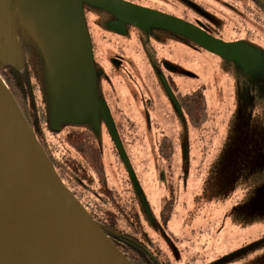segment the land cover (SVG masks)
<instances>
[{"label": "rangeland", "instance_id": "rangeland-1", "mask_svg": "<svg viewBox=\"0 0 264 264\" xmlns=\"http://www.w3.org/2000/svg\"><path fill=\"white\" fill-rule=\"evenodd\" d=\"M246 43L254 51L250 52L252 54L237 52L226 56L215 51L216 54L193 52L181 46L177 51L167 49V57L176 60L173 62L188 75L183 76L177 70L166 72L173 77L171 87L177 93L195 88L204 90L210 117L203 126L192 125L187 114L174 111L168 96L157 89L154 100L148 101L154 110L151 131L139 119L140 103H132L126 141L123 142L118 133L111 149L113 154L108 152L104 157L107 185L112 193L105 195L116 207L140 210L141 227L168 264H249L243 244L251 243L257 253L258 245L264 242V190L254 192L252 201L242 187H236L224 198L210 197L203 191L205 174L213 170L215 157L225 146L228 130L222 128V120L228 114L245 112L252 128L248 138H264V40L259 38ZM155 54L153 51L150 58ZM135 58L143 79L152 84L155 78L146 63L149 57L141 51ZM39 87L36 86V97L41 102ZM40 88L49 99L50 116L55 122L59 119L79 122L87 110L93 108L98 91L93 66L89 88L79 100L69 102L53 75ZM119 104L115 105L124 106ZM175 118L180 122H174ZM84 119L99 133V138L107 141L91 117ZM163 132L171 134L174 141L170 154L167 146L160 148L157 144ZM162 171L165 180L161 178ZM96 196L100 201V196ZM143 198L150 214L141 210ZM166 202L172 207V213L165 220L160 211Z\"/></svg>", "mask_w": 264, "mask_h": 264}, {"label": "flooded vegetation", "instance_id": "flooded-vegetation-1", "mask_svg": "<svg viewBox=\"0 0 264 264\" xmlns=\"http://www.w3.org/2000/svg\"><path fill=\"white\" fill-rule=\"evenodd\" d=\"M18 1L0 0V34L3 32V37L0 39V50L8 52L11 43H14L13 51L18 53L17 57L12 56L9 61L2 62L4 64L0 62V72L7 81L11 77L9 73L13 74V69L17 66L21 68L18 71L19 78L32 81L39 77V86H45L47 82L45 59L48 49L44 40L37 33V28L24 17L22 12L24 4L20 5V3L21 1L25 3V0H20L19 3ZM78 1L89 40L93 58V74L96 76L98 89L96 99L93 102L94 106L87 110L86 115L81 117L79 122L67 119H59L55 122L50 116L47 97H44L43 103L46 105L45 119L47 125L53 131L52 136L54 138L62 139L61 145L65 149L64 154H66V164L63 169H60L58 162L54 159L53 162L57 170L60 169L61 178L64 179L67 187L86 206V203L94 204L89 199L91 193L99 195L101 197L99 200L103 201L102 196L107 192L111 193V190L107 185V175L105 183L96 182L91 186L87 184L86 180L89 175H92V172L87 173L84 170L83 164L87 160V156L84 155V152L77 153L73 147L78 144L94 147L103 161L106 172L104 157H107L108 152L113 154L111 149L117 134L119 133V138L123 142L129 135V111L132 110V103H140L138 105L139 119L143 126L151 131L154 110L150 108L148 101L154 100L155 95H157L154 91L157 89L168 96L174 111L185 112L192 125L203 126L210 117L209 110L207 107L201 109L199 116L203 115L204 117L197 118L196 111L192 112L189 109L192 101L189 95L194 91H202L207 102L208 97L201 88L183 93H177L173 90L170 83V78L173 77L170 73L177 70V72L181 71L183 76L188 75L184 73L185 69L181 70L180 66L173 62L176 60L167 57L166 51L172 48L177 51L181 46L193 52L200 50V52L206 51L209 54L216 53L198 42L189 33L153 21L146 16L117 14L111 8L102 5L99 0ZM118 1L133 6V8L179 20L194 32L200 31L211 38L226 43L253 42L259 38L264 40V10L260 0ZM243 7L248 10L241 9ZM166 39L169 41L167 42ZM141 51H144L149 57L146 63L155 78L152 84L143 79L141 71L134 61L136 53ZM153 51L156 52L155 57L150 58ZM5 72L8 73L7 76L4 75ZM166 72L170 73L167 75ZM137 76H139V80ZM99 78L100 80L97 82ZM166 84H168L172 94L168 91ZM115 104H123L124 106L117 107ZM85 117H91L92 123L98 124L100 133L105 134L107 141L99 138V133L90 126L89 122L84 119ZM28 121L33 128H36L34 120L30 121L28 118ZM174 122H180V120L175 118ZM82 128L89 130L85 131ZM222 128L228 130L226 140L223 142L225 146L215 157L214 170L211 173L213 179L216 178L220 183L222 182V185H220L221 188L212 192L208 191V193L219 194L217 197H226L236 187H242L247 190L246 196L252 201L253 194L257 190H255L257 182L264 181V164H262L264 138H248L252 128L243 111H238L235 115L228 114L227 118L222 120ZM163 133L157 144L160 148L167 146L170 149L168 151L170 154L174 141L171 134ZM176 136L181 137V134ZM260 145L263 146L260 147ZM72 162L81 164L82 169L74 170L75 167ZM229 164L230 168H227ZM220 170H222L221 174ZM123 237L129 244L128 238L124 235ZM136 242V238H133L130 244L136 245ZM245 257L249 264H258L255 263L256 260H253L254 254ZM166 264L168 263L166 262Z\"/></svg>", "mask_w": 264, "mask_h": 264}, {"label": "water", "instance_id": "water-1", "mask_svg": "<svg viewBox=\"0 0 264 264\" xmlns=\"http://www.w3.org/2000/svg\"><path fill=\"white\" fill-rule=\"evenodd\" d=\"M99 2L117 14H140L187 32L222 55L254 52L246 42L226 43L165 15L118 0ZM20 5L48 49L47 81L53 75L69 102L81 99L89 88L93 58L79 1L25 0ZM13 46L0 50L1 64L17 57ZM0 264H132L64 184L1 75Z\"/></svg>", "mask_w": 264, "mask_h": 264}, {"label": "trees", "instance_id": "trees-1", "mask_svg": "<svg viewBox=\"0 0 264 264\" xmlns=\"http://www.w3.org/2000/svg\"><path fill=\"white\" fill-rule=\"evenodd\" d=\"M262 4V3H261ZM262 8L264 10V5L262 4ZM14 73L11 74V77L7 79V83L12 90L17 102L19 103L21 109L25 113L26 117L29 118L30 121H35V127L33 128L35 134L39 138L41 145L51 160L52 164L55 167V170L61 177L60 169H63V166L66 164V154H64L65 149L62 147V139L54 138L52 136V130L47 125V121L45 119V107L44 96L41 88L40 92L43 98V101L39 102L36 97V86L40 83L38 82L39 77L33 79L32 81L25 80L18 77L19 69H13ZM8 73H4L7 76ZM189 95V94H188ZM191 97L190 108L192 112L196 111L197 118L204 117L203 115L199 116L201 109H206L207 101L202 91H194L189 95ZM42 106V107H41ZM206 113V111H205ZM27 118V119H28ZM204 121V119H203ZM32 125V124H31ZM33 127V126H32ZM73 149L77 152H84V155L87 156V160H85L83 166L84 170L89 173L92 172V175H89V178L86 180L89 186L97 183H105L106 181V172L104 168L103 161L101 160L100 155L94 147L92 146H83L82 144L75 145ZM168 149V148H167ZM170 149H168L169 151ZM83 155V154H82ZM83 155V156H84ZM53 159L58 162V166L60 167L57 170ZM75 169H82V165L77 163H73ZM262 164H264V154L262 155ZM226 166V165H223ZM230 168V164L227 166ZM214 170V166H213ZM212 171H207L204 177V194L210 197L215 198H224L217 197L219 194L212 195V193H208V191L217 190L221 188L222 182L220 183L216 178L213 179V175H211ZM222 170H220L221 174ZM62 179V178H61ZM64 181V179H62ZM262 189L264 190V181H259L256 184L255 190ZM256 190V191H257ZM91 193V192H89ZM101 198V197H100ZM89 199L95 204H88L86 201L85 208L92 215L94 220L99 224V226L104 230L105 233L111 238V240L121 249L123 254L129 259L132 264H166V262L161 258L160 252L157 250L155 246V242L150 238L148 233L141 227L140 224V210L138 208H130L126 207L120 208L116 207L115 204L109 197L106 195L102 196L103 201H97V196L95 193H91L89 195ZM107 203L106 205H104ZM141 210L143 212V206L141 203ZM172 207L168 202L165 203V206L161 209L160 215L163 219H168L171 216ZM133 220V221H131ZM103 224H105L103 226ZM126 236L129 240V244L124 239ZM136 238V245L130 244L131 239ZM264 240V238L262 239ZM119 242V243H118ZM243 248H245L246 256L250 257L254 254L255 263L264 264V242H261L258 247V255H256L255 251L252 249V244L246 242L243 244ZM257 257H259L257 259Z\"/></svg>", "mask_w": 264, "mask_h": 264}]
</instances>
